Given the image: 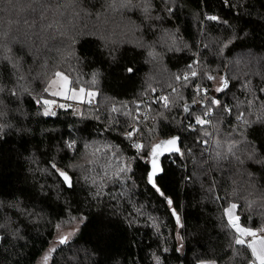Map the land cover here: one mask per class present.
Masks as SVG:
<instances>
[{
	"label": "trees",
	"instance_id": "obj_1",
	"mask_svg": "<svg viewBox=\"0 0 264 264\" xmlns=\"http://www.w3.org/2000/svg\"><path fill=\"white\" fill-rule=\"evenodd\" d=\"M231 204L264 227V0H0V264H253Z\"/></svg>",
	"mask_w": 264,
	"mask_h": 264
},
{
	"label": "rangeland",
	"instance_id": "obj_2",
	"mask_svg": "<svg viewBox=\"0 0 264 264\" xmlns=\"http://www.w3.org/2000/svg\"><path fill=\"white\" fill-rule=\"evenodd\" d=\"M228 81V79H227ZM223 85V80L217 84V90H220ZM48 97L43 100L45 113L51 114L56 111L61 105H76L89 102L95 97V93L85 89H73L70 86V79L63 72H59L55 78L51 80L47 87ZM161 144V143H160ZM160 144L155 147V154L160 149ZM226 216L237 233L239 241L246 243L250 249L253 264H264V227L259 230H250L242 227L239 223L237 215V207L234 204L229 205L226 210ZM79 225H73L67 228L60 229L55 235L54 241L50 246L48 252L42 257L38 264H49L50 253L57 248L62 241L67 242L72 239L77 231ZM247 235H251L252 241L246 242Z\"/></svg>",
	"mask_w": 264,
	"mask_h": 264
},
{
	"label": "built area",
	"instance_id": "obj_3",
	"mask_svg": "<svg viewBox=\"0 0 264 264\" xmlns=\"http://www.w3.org/2000/svg\"><path fill=\"white\" fill-rule=\"evenodd\" d=\"M192 75H187V78H191ZM204 91H206V89H203ZM157 98H160V96H156V95H153L151 97H149L148 99L151 98L152 101H156L155 99ZM89 104L92 105V106H95V101L94 99H91L89 101ZM136 120H137V123H133L132 125H130V127L127 129L126 131V137H128L132 142H136V143H139L140 144V147H142V143H143V133L142 131H140V129L138 128L139 127V123H141L143 126H146V125H149L151 124L153 121H154V118L152 116V113L150 112L149 108L141 111V114L138 115L136 117ZM252 236L251 235H247L245 240L246 242H250L252 241Z\"/></svg>",
	"mask_w": 264,
	"mask_h": 264
},
{
	"label": "water",
	"instance_id": "obj_4",
	"mask_svg": "<svg viewBox=\"0 0 264 264\" xmlns=\"http://www.w3.org/2000/svg\"><path fill=\"white\" fill-rule=\"evenodd\" d=\"M229 87V83L226 78V74H224V79H223V85L222 89L227 90ZM179 150V136H174L168 141H166L158 150L157 152V160L159 161L161 156H165L168 154H174ZM65 180L68 182L70 185V178L65 176Z\"/></svg>",
	"mask_w": 264,
	"mask_h": 264
}]
</instances>
